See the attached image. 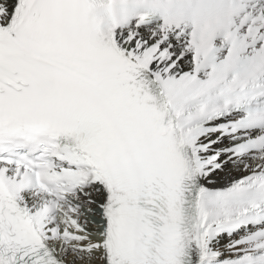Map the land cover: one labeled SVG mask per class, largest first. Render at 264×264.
I'll list each match as a JSON object with an SVG mask.
<instances>
[{
    "label": "snow or ice",
    "instance_id": "6c2138e0",
    "mask_svg": "<svg viewBox=\"0 0 264 264\" xmlns=\"http://www.w3.org/2000/svg\"><path fill=\"white\" fill-rule=\"evenodd\" d=\"M0 264H264V0H0Z\"/></svg>",
    "mask_w": 264,
    "mask_h": 264
}]
</instances>
